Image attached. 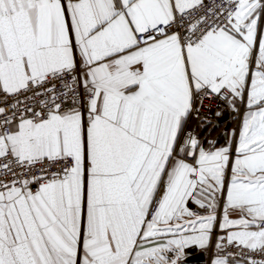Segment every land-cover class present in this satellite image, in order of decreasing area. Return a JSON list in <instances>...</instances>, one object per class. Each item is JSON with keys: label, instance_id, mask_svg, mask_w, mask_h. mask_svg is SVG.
I'll list each match as a JSON object with an SVG mask.
<instances>
[{"label": "snow or ice", "instance_id": "obj_1", "mask_svg": "<svg viewBox=\"0 0 264 264\" xmlns=\"http://www.w3.org/2000/svg\"><path fill=\"white\" fill-rule=\"evenodd\" d=\"M264 264V0H0V264Z\"/></svg>", "mask_w": 264, "mask_h": 264}, {"label": "crops", "instance_id": "obj_2", "mask_svg": "<svg viewBox=\"0 0 264 264\" xmlns=\"http://www.w3.org/2000/svg\"><path fill=\"white\" fill-rule=\"evenodd\" d=\"M197 255V254H195ZM193 264H207V257L205 256V258L203 260H193Z\"/></svg>", "mask_w": 264, "mask_h": 264}, {"label": "water", "instance_id": "obj_3", "mask_svg": "<svg viewBox=\"0 0 264 264\" xmlns=\"http://www.w3.org/2000/svg\"><path fill=\"white\" fill-rule=\"evenodd\" d=\"M197 256H198V254L194 255L193 260H199L198 258H196Z\"/></svg>", "mask_w": 264, "mask_h": 264}]
</instances>
